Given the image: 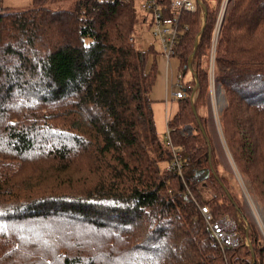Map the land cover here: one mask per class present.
Listing matches in <instances>:
<instances>
[{
  "label": "trees",
  "instance_id": "trees-1",
  "mask_svg": "<svg viewBox=\"0 0 264 264\" xmlns=\"http://www.w3.org/2000/svg\"><path fill=\"white\" fill-rule=\"evenodd\" d=\"M2 1L0 264H264L253 231L245 234L252 250H221L184 200L151 108L157 53L133 38L138 21L150 28L149 15L134 0H69L57 10L44 6L56 0H32L25 11ZM220 2L195 0L196 10L179 18L178 74L187 88L167 128L199 203L214 219L236 220L202 114ZM156 3L170 15V0ZM214 68L226 145L264 203V0L228 1ZM187 125L192 134L180 135Z\"/></svg>",
  "mask_w": 264,
  "mask_h": 264
},
{
  "label": "rangeland",
  "instance_id": "rangeland-1",
  "mask_svg": "<svg viewBox=\"0 0 264 264\" xmlns=\"http://www.w3.org/2000/svg\"><path fill=\"white\" fill-rule=\"evenodd\" d=\"M142 1L143 0H134L135 6L139 8ZM222 2L223 0H221V2L219 3L216 9V12L214 13V17H215L214 28L216 25V21L218 19L217 16L219 14ZM31 3H32V0H3L2 6L8 11H25L32 7ZM71 3L72 2L69 0H56L53 2H49L44 6L47 8L53 9V10H57V9L69 8L71 6ZM149 20H150V17H148V22ZM139 22L140 21H138V24H137L136 34L133 36V38H135L136 40L135 41L136 47L137 49L143 51V50H146L148 46L152 45L154 50L157 53L156 54V65L158 68L159 62H162L161 47L159 43L156 42L151 37L150 28L148 30L142 29L141 24H140L141 25V28H140ZM209 53H210V48L208 50V56H209ZM175 59L177 60V56ZM207 63H208V57H207ZM206 70H207V64H206ZM206 77H207V79L205 80L206 82V92H205L206 104L203 107L202 114L206 116L204 123L206 127L207 137L209 138V141H210L212 156L215 159L214 156L217 155L219 162L221 164L220 167L226 173L225 174V178H227L226 184L230 192V195L238 203L237 205L238 207H237L236 214H235L236 220L235 219L234 220L237 223V233L239 237L242 239V243L237 248H239L241 245L248 247L247 244L248 243L251 244L250 240L245 236V234L248 233V231L249 233L253 231L257 235V238H259L261 245L264 247V203H262V201L259 200L260 198L256 196L248 180L239 172V170L237 169V166L235 165L232 154L226 145L223 132H222L221 122H220L221 112L226 107L225 95L220 88L216 93L215 100L213 102L214 106H212L213 108L211 109L210 104H209L210 101L208 100V92H209L208 75ZM158 78H160V76L157 71V76H156L153 88L157 87L159 83ZM188 78L189 77L187 76V79ZM185 82H187L186 79H185ZM191 97H193V95ZM151 100H152L151 108L153 112L156 132H157L158 137L163 139L164 141L166 124L164 120L163 107L160 104H158V102H156L155 98H151ZM213 112L217 114L215 115V117L213 115ZM184 127H187V130H184L185 134H187V136H190L193 132L192 127L190 125H187ZM190 191L194 197L195 202H197L200 206H203L199 203V201L195 197L194 195L195 193H193L191 189ZM197 194L201 201H206L211 197V191L204 185H202V187L200 186L199 193L197 192ZM189 203L195 206L193 200H191V202ZM227 214L228 213H225V215L223 216H228V217L231 216L230 214L228 215ZM204 225H205V231H206L205 221H204ZM237 248H234V249H237ZM247 261L249 262V264H251L253 260H251V258L249 257Z\"/></svg>",
  "mask_w": 264,
  "mask_h": 264
},
{
  "label": "built area",
  "instance_id": "built-area-1",
  "mask_svg": "<svg viewBox=\"0 0 264 264\" xmlns=\"http://www.w3.org/2000/svg\"><path fill=\"white\" fill-rule=\"evenodd\" d=\"M228 1L229 0H223L222 2L219 14L217 16L218 19L213 30L210 44V53L208 56V100L210 101L209 104L211 109L213 108L212 106H214L213 102L215 100L216 93L220 89L215 80L214 60L219 27ZM139 8L141 11L146 12L150 17V34L151 37L161 46L162 56L164 59L169 61L171 58L176 57V46L180 33L178 26L179 18L182 13H192L196 10L195 1L170 0V15L168 16L164 14V10L161 9L160 5L156 3V0H143ZM130 41L132 42L133 40L130 39ZM185 88H187L185 79H183V77L178 74L174 85V91L171 93V97L174 100L183 98ZM213 115L215 117L217 114L213 112ZM184 130H187V127L182 128L180 131H178V133H180L182 136H187ZM165 139L171 153L170 168L182 180L184 187L183 197L185 202H191V200L194 201V205L205 221L206 233L217 247H219L221 250L237 248L242 243V239L237 233L236 221L228 216L214 219L207 207L200 206L197 202H195L189 186L183 179L182 168L184 155L178 148L173 147L170 140V130L167 128V126L165 131Z\"/></svg>",
  "mask_w": 264,
  "mask_h": 264
},
{
  "label": "crops",
  "instance_id": "crops-1",
  "mask_svg": "<svg viewBox=\"0 0 264 264\" xmlns=\"http://www.w3.org/2000/svg\"><path fill=\"white\" fill-rule=\"evenodd\" d=\"M210 2L213 3V1ZM161 58L162 62H159V66L157 68L158 74L160 76V78H158L159 83L156 88L152 87L150 97L155 98L156 102H158V104L163 107L164 120L167 126V122L172 119L178 111L177 100H174L171 97V93L174 91L179 64L175 59L176 57L171 58L169 61H166L162 56V51Z\"/></svg>",
  "mask_w": 264,
  "mask_h": 264
},
{
  "label": "water",
  "instance_id": "water-1",
  "mask_svg": "<svg viewBox=\"0 0 264 264\" xmlns=\"http://www.w3.org/2000/svg\"><path fill=\"white\" fill-rule=\"evenodd\" d=\"M201 7H202V10H203V19L205 20L206 9H205V7H203V6H201ZM196 47H197V42H195V44H194L193 52H192V56H193V54H194V52H195V50H196ZM189 71L191 72V68H190V67H189ZM201 131H202V128H201ZM202 132H203V131H202ZM247 245H248L249 249L252 250L251 244L248 243ZM252 258H253V254H252ZM252 260H253V259H252ZM253 262H254V261H252V264H253Z\"/></svg>",
  "mask_w": 264,
  "mask_h": 264
}]
</instances>
